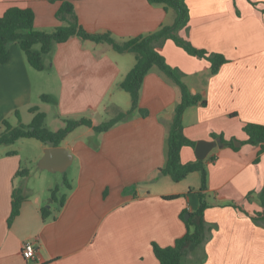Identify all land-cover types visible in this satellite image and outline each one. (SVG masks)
<instances>
[{
    "label": "crops",
    "instance_id": "obj_1",
    "mask_svg": "<svg viewBox=\"0 0 264 264\" xmlns=\"http://www.w3.org/2000/svg\"><path fill=\"white\" fill-rule=\"evenodd\" d=\"M184 1L189 23L179 38L226 62L211 74L208 61L188 55L171 40L160 48L190 93L205 101L184 111L183 135L195 143H215L202 160L209 206L203 214L206 237L181 264H264V222L252 220L262 212L264 152L245 144L243 132L245 124L264 126V0ZM12 6L32 10L37 31L51 32L61 25L55 0H0V17ZM73 9L85 32L110 33L118 42L172 25L176 17L173 10L146 0H77ZM9 54L0 64V125L11 118L28 125L32 107L54 108L56 116L74 120L85 111L114 118L130 109V97L119 84L135 64L131 53L72 37L45 56L43 71L28 64L17 44L9 46ZM42 95L51 101H41ZM179 102L177 85L153 68L130 117L103 133L83 126V138L66 137L58 147L71 155L65 171L71 172L70 181L62 206L59 202L56 208L42 207L38 194L26 197L24 188L16 187L17 173L23 171L17 141L1 147L0 264H159L152 244L173 245L186 233L181 214L199 208V173L178 183L158 174ZM86 120L99 125L95 115ZM39 145L37 163L52 147ZM180 161H197L194 149L183 147ZM15 191L23 201L8 225ZM43 208L49 211L45 220ZM27 241L33 242L36 258L25 262L21 248Z\"/></svg>",
    "mask_w": 264,
    "mask_h": 264
},
{
    "label": "trees",
    "instance_id": "obj_2",
    "mask_svg": "<svg viewBox=\"0 0 264 264\" xmlns=\"http://www.w3.org/2000/svg\"><path fill=\"white\" fill-rule=\"evenodd\" d=\"M55 1L59 2L56 19L61 22V25L51 32L34 29V13L30 9L12 6L4 12L0 17V64H5L9 60V46L12 44L19 46L28 64L36 71L45 69L44 58L53 50L56 44L65 43L72 37H78L96 44H107L115 52L131 53L135 57L133 68L119 84V88L130 97V109L96 126L86 119L67 120L64 128L53 132L46 127L45 114L40 112L37 107H32L30 113L33 114V118L30 124L23 125L19 123L17 127H13L7 121L2 122L4 130L0 136V146L11 145L19 139H34L45 145L58 147L69 133L80 126L92 128L96 133H103L130 117L138 109L143 80L153 68H157L167 78L171 79L180 91V102L174 109L166 138L165 165L158 170V174L159 176L169 177L174 183L182 181L192 173H199L201 176V186L198 191L199 208L194 213L189 214L187 220L184 218L188 214L187 212H183L180 216L186 227V233L168 247H159L152 244L153 254L159 264H181L182 258L198 249L206 237V226L203 218L204 211L209 207L205 200L206 168L203 161L197 160L186 164L180 161V150L183 147L194 149L196 145L195 142L188 140L183 135V113L187 108L197 105L204 106L205 101L190 93L182 82V74L166 64L160 53V48L165 41L171 40L188 55L208 61L211 74H216L226 60L220 55L208 54L204 50L196 49L188 41L179 38L178 32L186 28L189 23V11L184 0H146L149 5H161L165 11L173 10L176 14L173 24L163 25L155 32L121 42L113 39L110 33L88 34L85 32L78 24L74 13L73 2L77 0ZM261 13L264 14V10ZM37 45L39 50L34 49ZM40 99L46 103L51 101V98L46 95H42ZM243 132L247 136L245 144L258 146L260 152H264V126L245 124ZM24 173L25 171H20L17 173V177L23 176ZM52 196H54V191ZM174 198L167 197L168 200ZM22 201L23 197L15 191L11 213L7 220L8 225H11L19 214ZM259 201L262 212H256L252 216V220L256 223L264 222V184L259 192ZM62 204L63 199H61L60 206ZM41 216L43 220L47 219L49 211L45 208L41 209Z\"/></svg>",
    "mask_w": 264,
    "mask_h": 264
},
{
    "label": "rangeland",
    "instance_id": "obj_3",
    "mask_svg": "<svg viewBox=\"0 0 264 264\" xmlns=\"http://www.w3.org/2000/svg\"><path fill=\"white\" fill-rule=\"evenodd\" d=\"M34 49H39V46H35ZM42 101V100H41ZM46 103V102H45ZM38 108V107H37ZM54 108H43L42 110L39 109L40 112L45 111L47 113V117L45 119L46 127L49 130L54 129H62L66 126L67 120H74L73 117H58L53 112ZM96 111V110H95ZM95 111H88L85 113H79L75 116V120L80 119H91L92 115H95V119L98 120V123H104L111 119L112 117H101V113H96ZM33 118V117H32ZM108 118V119H107ZM12 122H9V121ZM9 121H7L11 126L17 127L19 125L16 122L15 118H11ZM29 123L31 121L30 119ZM83 126H80L76 129H74L71 133H69L66 137H68L67 140L74 141L79 138H83L82 135V128ZM3 126L2 123L0 125V136L3 133ZM15 143V142H14ZM25 143V144H22ZM30 143V144H26ZM32 143V144H31ZM14 148H17L22 156V170L25 171L23 176H18L16 180V187H22L24 188L26 197H30V192H33L34 194H38L40 196V204L42 207H51L56 208L58 207V203L61 202V199L64 197L65 194L68 193L67 187H66V181L67 179L70 181L69 175L71 172H65V173H48L47 171L40 170L37 167V160L35 159V156H37L41 150V146L39 145V142L34 139H25V140H17L16 144H14ZM5 147V146H0ZM25 158H28L27 160ZM54 191V196H52V192ZM28 193V194H27Z\"/></svg>",
    "mask_w": 264,
    "mask_h": 264
},
{
    "label": "water",
    "instance_id": "obj_4",
    "mask_svg": "<svg viewBox=\"0 0 264 264\" xmlns=\"http://www.w3.org/2000/svg\"><path fill=\"white\" fill-rule=\"evenodd\" d=\"M214 142L199 141L196 143L194 152L198 161L204 160L211 149L214 147ZM71 164V155L66 149L61 147H48L44 150L43 156L37 163L40 170H45L49 173H64ZM188 214L185 215L187 220Z\"/></svg>",
    "mask_w": 264,
    "mask_h": 264
},
{
    "label": "built area",
    "instance_id": "obj_5",
    "mask_svg": "<svg viewBox=\"0 0 264 264\" xmlns=\"http://www.w3.org/2000/svg\"><path fill=\"white\" fill-rule=\"evenodd\" d=\"M21 257L25 262L35 260V249L32 241L23 243L21 248Z\"/></svg>",
    "mask_w": 264,
    "mask_h": 264
}]
</instances>
